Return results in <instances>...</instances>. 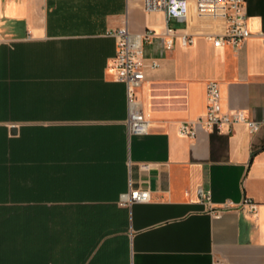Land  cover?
<instances>
[{
    "label": "crops",
    "instance_id": "1",
    "mask_svg": "<svg viewBox=\"0 0 264 264\" xmlns=\"http://www.w3.org/2000/svg\"><path fill=\"white\" fill-rule=\"evenodd\" d=\"M245 12L251 34L215 45L189 18L161 36L141 0H0V264H264V122L180 132L206 115L211 81L223 111L264 119V0ZM125 22L156 30L143 135L112 66ZM139 187L149 200L119 202Z\"/></svg>",
    "mask_w": 264,
    "mask_h": 264
},
{
    "label": "built area",
    "instance_id": "2",
    "mask_svg": "<svg viewBox=\"0 0 264 264\" xmlns=\"http://www.w3.org/2000/svg\"><path fill=\"white\" fill-rule=\"evenodd\" d=\"M135 2L138 0H127ZM147 12H162L165 21V31L160 35H172V29L168 21L172 18L186 20L189 14V6L194 4L199 15L210 17L218 21V31L212 34L215 45H222L225 42L241 44L250 34L245 12L246 0H141ZM112 34L117 39V50L112 57V66L116 70V78L125 82L129 103V115L127 127L129 134L143 135L150 131V121L145 116L140 101L136 98V90L144 81L147 67H156L158 62H146L144 52V41L150 40L156 35V30L147 27L144 31L133 32L125 22ZM184 43L192 41L190 35L182 37ZM165 46L171 48L173 39L163 38ZM208 111L204 117L194 121H184L180 125V132L183 135L196 136L199 127L206 130H222L226 125L229 130L236 123H245L251 132H255L263 120L249 118L241 109L223 111L220 103L218 83L211 81L208 84ZM142 168H148V164H142ZM202 196L210 198L208 192L201 189ZM150 199L148 188H130L122 193L119 202L122 205H129L133 202L147 201ZM243 203L249 205L251 212H256L257 203L251 198L245 197ZM225 206H235V203L228 201Z\"/></svg>",
    "mask_w": 264,
    "mask_h": 264
},
{
    "label": "rangeland",
    "instance_id": "3",
    "mask_svg": "<svg viewBox=\"0 0 264 264\" xmlns=\"http://www.w3.org/2000/svg\"><path fill=\"white\" fill-rule=\"evenodd\" d=\"M191 4L193 5V8H192V10L190 8L188 18L193 23L201 25V27H200L201 29H199V30H211V29L217 30L218 29V21L216 19L199 15L198 10L194 6V4L193 3H191ZM181 24L182 23H180V22L176 23L174 21L169 23L170 27H177Z\"/></svg>",
    "mask_w": 264,
    "mask_h": 264
},
{
    "label": "trees",
    "instance_id": "4",
    "mask_svg": "<svg viewBox=\"0 0 264 264\" xmlns=\"http://www.w3.org/2000/svg\"><path fill=\"white\" fill-rule=\"evenodd\" d=\"M10 260H12V259H0V261H2V262H10ZM23 261H24V259H23ZM25 261H28V259H25Z\"/></svg>",
    "mask_w": 264,
    "mask_h": 264
}]
</instances>
